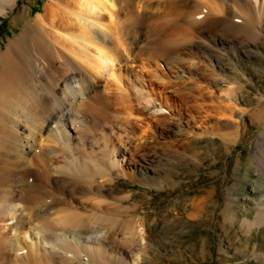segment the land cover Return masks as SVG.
Wrapping results in <instances>:
<instances>
[{
    "label": "bare ground",
    "instance_id": "obj_1",
    "mask_svg": "<svg viewBox=\"0 0 264 264\" xmlns=\"http://www.w3.org/2000/svg\"><path fill=\"white\" fill-rule=\"evenodd\" d=\"M140 1L47 0L34 20L24 22L19 33L0 46V264H93L96 255L88 251L90 240L97 241L104 232H83L92 225L106 229L108 218H114L132 239L140 232L134 217L115 218L116 214L104 211L109 207L103 202L78 205L73 200L76 192L84 194L86 200L103 195L104 183L111 182L113 174L119 175L123 165H130L135 172L149 168L158 156L153 150L145 151L149 146L145 140L141 148L146 149L136 152L139 146L127 136L131 125L139 123L131 116L138 117L146 105L158 104V97L151 92L155 83L135 71L128 91L122 76L129 74L127 70L134 72V67L141 69L149 55L167 51L163 43L172 30L181 28L184 9L182 0L157 5ZM15 2L0 0V16ZM252 4L257 13L264 12V0H252ZM23 7L15 19L25 13ZM162 12L174 15L168 28L159 27L158 20L154 23ZM243 27L249 34L250 27ZM145 30L151 33L149 37L154 35L148 43L143 37ZM182 74L178 71L175 76ZM110 83L125 97H120L122 101L129 97L133 100L129 99V104L134 102L122 112L120 131L110 124L114 118L103 107L111 99L108 93H113L106 90ZM165 99L154 111L158 114L152 130L160 140L185 136L190 147L187 157L193 155L191 145L201 136L233 142L246 125L244 119L233 121V108L214 103L202 109L207 119L200 114L202 107L197 106L196 122L209 120L214 113H228L227 118L220 123L207 122L196 130L195 121L181 117L180 110ZM164 106L171 107L169 115H165ZM31 173L34 180L28 182ZM262 221L264 205L253 221L246 220L249 226ZM133 243L131 247L136 246ZM94 264L103 262L99 258Z\"/></svg>",
    "mask_w": 264,
    "mask_h": 264
},
{
    "label": "rangeland",
    "instance_id": "obj_2",
    "mask_svg": "<svg viewBox=\"0 0 264 264\" xmlns=\"http://www.w3.org/2000/svg\"><path fill=\"white\" fill-rule=\"evenodd\" d=\"M46 1L16 0L8 13L0 16V46L16 36L24 22L34 20ZM145 1L153 5L165 2L141 0L140 3ZM182 2L184 26L172 30L163 43V46L168 44L164 46L168 52L149 55L144 68L136 66L137 70L129 65L134 67V72L127 70L129 74L122 76L128 91L135 71L156 86L151 92L158 97V104L146 105L138 117L131 116L139 123H133L132 132L127 134L133 145L139 146L136 152L143 153L147 148L145 151L157 153L155 161L148 165L151 170L141 167V171L134 172L125 164L119 175L113 174V180L104 183L103 195L86 200L84 194H73L78 205L103 202L102 205L109 207L104 211L116 214L115 218L118 215L125 219L134 217V226L140 228L141 233L132 239L129 233L121 231L123 226L113 221L114 218L112 223L108 218L106 229L92 225L84 230L85 234L104 232L97 241L90 240L89 246H92L88 251L98 255L97 259L103 264H264V222L250 226L246 222L253 221L264 205V12L257 13L252 0ZM20 6H24L25 13L15 19ZM160 15L162 18L157 19ZM157 17L155 20L152 17V21L158 20L156 24L163 29L169 27L174 15L162 12ZM242 25L250 27L247 33L252 32V36L243 32ZM149 35L151 33L145 30V43L154 36ZM178 71L183 74L177 77ZM111 84L106 89L113 92L106 91L111 98L107 102H110L103 107L114 118L107 115L111 118L110 124L120 131L118 125L124 121L122 112L132 99L127 97L128 103L122 101L125 97ZM114 88L117 90L109 91ZM196 93L202 95L195 96ZM165 97L180 110L181 117L195 121L192 123L197 126L196 130L207 122L220 123L227 118L228 113H214L209 120L196 122L194 116L199 113L198 108L204 110L214 103L233 108V121L244 119L246 125L235 142L225 143L218 136H201L191 145L193 155L187 157L190 147L185 143V136L160 140L152 130L158 114L154 111L163 105ZM164 107L163 112L169 115L171 107ZM203 110L200 114L207 119ZM144 140L149 146L143 149ZM126 154L129 158L130 154ZM12 167L17 168L13 164ZM15 170L19 171V167ZM32 174L28 182L34 180ZM132 241L136 250L131 247Z\"/></svg>",
    "mask_w": 264,
    "mask_h": 264
}]
</instances>
